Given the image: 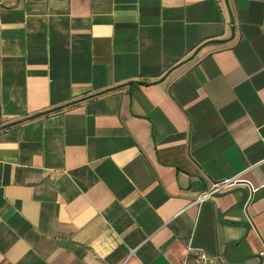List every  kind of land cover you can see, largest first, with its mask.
Wrapping results in <instances>:
<instances>
[{
  "label": "crops",
  "instance_id": "crops-1",
  "mask_svg": "<svg viewBox=\"0 0 264 264\" xmlns=\"http://www.w3.org/2000/svg\"><path fill=\"white\" fill-rule=\"evenodd\" d=\"M188 246L264 264V0H0V264Z\"/></svg>",
  "mask_w": 264,
  "mask_h": 264
},
{
  "label": "built area",
  "instance_id": "built-area-1",
  "mask_svg": "<svg viewBox=\"0 0 264 264\" xmlns=\"http://www.w3.org/2000/svg\"><path fill=\"white\" fill-rule=\"evenodd\" d=\"M239 183L245 184L244 180L241 178L240 175L234 178L223 180L218 183H214L210 187L202 191L198 196H196L194 200L190 202V205L201 204L202 202L209 199L211 196L219 193L220 191ZM253 191L254 190L251 187V193ZM186 251L189 257L183 259L179 264H209L208 254L204 250L188 246ZM259 255L261 257H264V251L260 252Z\"/></svg>",
  "mask_w": 264,
  "mask_h": 264
},
{
  "label": "trees",
  "instance_id": "trees-1",
  "mask_svg": "<svg viewBox=\"0 0 264 264\" xmlns=\"http://www.w3.org/2000/svg\"><path fill=\"white\" fill-rule=\"evenodd\" d=\"M62 107H59V108H56V109H54V110H52L53 112H55V111H58V110H60Z\"/></svg>",
  "mask_w": 264,
  "mask_h": 264
},
{
  "label": "water",
  "instance_id": "water-1",
  "mask_svg": "<svg viewBox=\"0 0 264 264\" xmlns=\"http://www.w3.org/2000/svg\"><path fill=\"white\" fill-rule=\"evenodd\" d=\"M225 41V40H224Z\"/></svg>",
  "mask_w": 264,
  "mask_h": 264
}]
</instances>
